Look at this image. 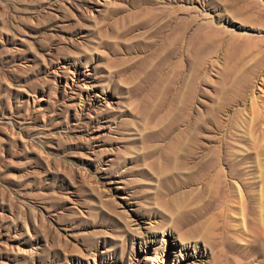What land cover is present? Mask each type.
<instances>
[{
  "label": "rangeland",
  "instance_id": "374dc122",
  "mask_svg": "<svg viewBox=\"0 0 264 264\" xmlns=\"http://www.w3.org/2000/svg\"><path fill=\"white\" fill-rule=\"evenodd\" d=\"M243 205L264 0H0V264H264Z\"/></svg>",
  "mask_w": 264,
  "mask_h": 264
},
{
  "label": "bare ground",
  "instance_id": "6f19581e",
  "mask_svg": "<svg viewBox=\"0 0 264 264\" xmlns=\"http://www.w3.org/2000/svg\"><path fill=\"white\" fill-rule=\"evenodd\" d=\"M259 13V12H258ZM261 14V13H259ZM247 83V82H246ZM247 88V87H246ZM239 172L235 171L233 174H231V178H238ZM238 181V179H236ZM241 186L245 187L243 183L241 182ZM228 186L230 189L234 188V182L232 180H228ZM243 196L241 195V198L243 199ZM246 198V197H245ZM248 200V199H247ZM263 210V209H262ZM261 213V210L259 211ZM243 221L245 223V227L249 228L248 232L250 234V239L248 240L249 243L245 244V246L241 250L240 258L242 259L243 263H245L244 258L247 257L249 254L253 253L255 250L258 249H264V221L262 223V218L260 221V226L258 228L256 227V217L255 212L253 209L246 207L243 205ZM262 216V214H260ZM189 223L188 221H185L184 224ZM194 230H196V226L190 225L188 230L185 232H182V234H185L186 237H192L197 238L199 234H197ZM200 238H204L205 242L209 245L211 249H216L218 247V243L210 240L207 237H203L202 235L199 236ZM203 257V253L201 252V249L196 245V242H194L193 248L192 246L187 248L184 255L181 256L178 259V262L176 264H186V263H195V260L200 259ZM255 257V256H254ZM183 260H189L188 262H184Z\"/></svg>",
  "mask_w": 264,
  "mask_h": 264
}]
</instances>
